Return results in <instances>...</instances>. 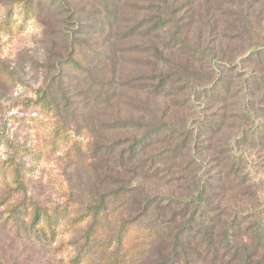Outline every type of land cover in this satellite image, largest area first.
<instances>
[{"label": "rangeland", "instance_id": "374dc122", "mask_svg": "<svg viewBox=\"0 0 264 264\" xmlns=\"http://www.w3.org/2000/svg\"><path fill=\"white\" fill-rule=\"evenodd\" d=\"M0 264H264V0H0Z\"/></svg>", "mask_w": 264, "mask_h": 264}, {"label": "trees", "instance_id": "16d2710c", "mask_svg": "<svg viewBox=\"0 0 264 264\" xmlns=\"http://www.w3.org/2000/svg\"><path fill=\"white\" fill-rule=\"evenodd\" d=\"M24 10H26V9H24ZM7 16H5V17H7ZM4 24L6 25V23H4ZM9 24L10 23L8 22V25ZM38 103L42 107L50 108V106L46 103V101L43 98H40L38 100ZM251 113H252V116L254 118L253 110L251 111ZM258 124L259 123L256 124L257 127H258ZM138 144H140V143H138ZM134 148H135V146H134ZM22 154H23L22 151H17L15 149L13 154L11 155V157H9L8 161L5 162V164H4L6 166V168L9 169V172H11V174L15 175L16 179H13V181H15L17 183V185H16L17 187H21V183L17 179L19 176L17 173L18 163H16V161H17L16 158L21 157ZM201 191H202L201 188H199L196 193H192V192L188 191L183 197V198H185L184 199L185 202L193 200V199L194 200L198 199L199 196L201 195ZM28 200H26V198H22L21 200L17 201L11 209V213H8V216L10 218H15L16 216H21V217L28 220L27 225L23 228V230H26L27 234H32L35 237L40 238L42 236H45L48 231L54 232L56 230V228H58V226L65 225V221H63V220L65 219L66 216H65V213H62V212H64L63 211L64 209H57L56 208V209H52V211H51L47 207L38 206L34 202H32L30 199H28ZM12 222L14 223L15 220L12 219Z\"/></svg>", "mask_w": 264, "mask_h": 264}]
</instances>
